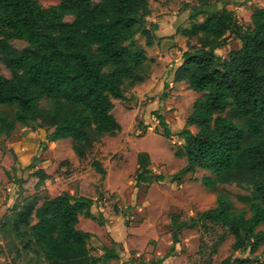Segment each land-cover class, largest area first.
<instances>
[{
    "label": "trees",
    "instance_id": "trees-1",
    "mask_svg": "<svg viewBox=\"0 0 264 264\" xmlns=\"http://www.w3.org/2000/svg\"><path fill=\"white\" fill-rule=\"evenodd\" d=\"M151 15V0H60L48 7L39 0H0V57L11 72V77L0 73V106L15 109L12 118L0 113V134L8 136L18 125L42 128L48 142L71 139L82 160L104 136L120 132L113 100H126V89L147 76L149 57L137 37L147 47L155 44L159 26L149 21ZM189 17L192 24L180 32L196 43L183 52L173 80L202 96L179 131L156 112L161 134L183 142L175 156L186 158L187 165L177 178L204 170L213 175L203 177L208 189L249 188L242 197L249 211H236L229 195L219 194L215 207L190 222L173 213V238L177 243L184 229L217 225L234 237L233 251L254 255L264 246L259 229L264 225V8L254 10L248 27L217 0H195ZM230 35L241 47L222 57L217 50ZM13 40L27 46L18 49ZM137 164V187L164 180L152 170L147 152L138 154ZM93 166L105 175L98 161ZM34 175L41 182L48 178L42 169ZM81 216L104 223L92 198L63 192L39 204L34 194L17 205L11 227L23 248L46 264H106L119 258L106 246L92 255L95 235L78 228ZM261 254L229 257L222 264H264V248Z\"/></svg>",
    "mask_w": 264,
    "mask_h": 264
},
{
    "label": "rangeland",
    "instance_id": "rangeland-1",
    "mask_svg": "<svg viewBox=\"0 0 264 264\" xmlns=\"http://www.w3.org/2000/svg\"><path fill=\"white\" fill-rule=\"evenodd\" d=\"M59 1L39 0L45 7ZM217 1L226 3L245 27L251 25L254 10L264 8V0ZM194 4L195 0H151L152 15L148 19L159 26L156 42L147 47L145 39L137 37L149 57L147 76L126 89V100H113V114L122 130L114 136H104L85 159L76 156L71 139L48 142L47 131L42 128L18 125L8 136L0 134V264H46L33 250L23 248L11 220L25 198L36 194L41 204L45 198L63 192L95 200V209L104 223L81 216L78 228L95 235L89 244L92 255H101L104 246L115 248L119 258L106 264H222L229 257L262 258L264 246L254 255L233 251L234 237L217 225L184 229L177 243L173 238V213L180 221L190 222L215 207L219 194L229 195L236 211H249L242 201L250 194L249 188L225 184L208 189L202 183L203 177L213 175L204 170L176 177L187 165L186 158L175 156L183 142L176 136L164 138L155 114L164 116L174 132L179 131L194 102L202 96L189 89L186 82L173 80L183 52L196 43L180 32L192 24L189 15ZM72 20L66 17V21ZM12 45L18 49L27 46L20 40H13ZM240 47V40L230 35L227 45L217 53L227 57ZM0 73L11 77L1 57ZM14 110L0 106V113L9 118ZM141 152L150 154L151 168L164 176L163 181L136 186L137 157ZM94 161L102 165L105 175L93 166ZM37 169L46 172L45 181L34 175ZM259 229L264 232V225ZM220 239L223 242L214 253Z\"/></svg>",
    "mask_w": 264,
    "mask_h": 264
}]
</instances>
